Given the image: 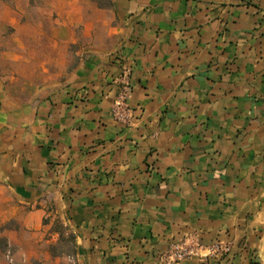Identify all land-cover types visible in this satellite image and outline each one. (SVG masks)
Returning <instances> with one entry per match:
<instances>
[{
	"label": "crops",
	"instance_id": "1",
	"mask_svg": "<svg viewBox=\"0 0 264 264\" xmlns=\"http://www.w3.org/2000/svg\"><path fill=\"white\" fill-rule=\"evenodd\" d=\"M109 1L0 2V264H264V0Z\"/></svg>",
	"mask_w": 264,
	"mask_h": 264
},
{
	"label": "built area",
	"instance_id": "2",
	"mask_svg": "<svg viewBox=\"0 0 264 264\" xmlns=\"http://www.w3.org/2000/svg\"><path fill=\"white\" fill-rule=\"evenodd\" d=\"M114 56L121 63V74L118 79L121 81L119 95L114 103L113 114L121 121L128 123L129 118L133 116V110L128 106V98L131 94V75L133 64L124 59L120 51H116ZM231 251L229 244L217 242L212 245H206L201 240L195 238L193 242L178 241L172 242L169 249L160 255V260L164 264H172L184 261L193 257L205 259L210 256L222 257L225 253Z\"/></svg>",
	"mask_w": 264,
	"mask_h": 264
},
{
	"label": "rangeland",
	"instance_id": "3",
	"mask_svg": "<svg viewBox=\"0 0 264 264\" xmlns=\"http://www.w3.org/2000/svg\"><path fill=\"white\" fill-rule=\"evenodd\" d=\"M0 2H25V0H0ZM13 29L7 30V32H3V29L0 28V52L6 48L7 40L10 33ZM0 60H1V53H0Z\"/></svg>",
	"mask_w": 264,
	"mask_h": 264
},
{
	"label": "trees",
	"instance_id": "4",
	"mask_svg": "<svg viewBox=\"0 0 264 264\" xmlns=\"http://www.w3.org/2000/svg\"><path fill=\"white\" fill-rule=\"evenodd\" d=\"M96 1L99 2L101 4V6L103 5L102 2H104V3L110 2L109 0H96ZM109 5H110V3H109Z\"/></svg>",
	"mask_w": 264,
	"mask_h": 264
}]
</instances>
